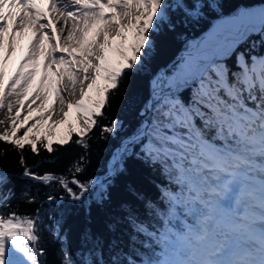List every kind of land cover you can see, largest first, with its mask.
I'll list each match as a JSON object with an SVG mask.
<instances>
[{"label": "snow or ice", "instance_id": "1", "mask_svg": "<svg viewBox=\"0 0 264 264\" xmlns=\"http://www.w3.org/2000/svg\"><path fill=\"white\" fill-rule=\"evenodd\" d=\"M47 4L65 22L69 18L82 22L79 33L74 26L67 37L78 36L80 54L73 45L59 47L48 31L52 21L42 22L46 17L37 0H0V49L9 22L12 25L5 60L13 51L17 31L23 34L31 28L39 33L7 80L0 64V110H6L11 121L0 133V142H8L19 153L24 177L46 188L57 186L66 194H49L50 205L67 198L90 213L92 204L103 205L111 193L96 177L81 179L85 168L79 161L84 157L64 173H38L26 167V146L33 155H39L38 143L49 155L70 144L87 149L111 94L126 73L143 64L154 46V35L215 11L218 5L216 0H47ZM17 8L20 11L14 12ZM88 32L93 33L91 38ZM253 36L264 48V9L222 18L213 25L155 83L140 127L122 145L121 161L141 157L171 185L160 190L163 207L142 201L135 188L129 189L161 227L149 231L136 208L128 204L106 225L110 239L86 229L78 259L65 238L53 264H264V56L238 51ZM41 55L44 75L37 85ZM233 57L235 70L228 63ZM78 82L80 99L66 102L65 91L70 88L68 94L74 95ZM49 95L59 101L62 118L56 123L64 127L41 133L43 116L28 125L33 120L31 105L41 100L43 107ZM29 100V114L20 120ZM65 104L69 111H64ZM118 125V120H112L100 132L112 134ZM125 170L121 163L116 174ZM10 179L0 172V264H48L43 259L47 250L42 233L47 228L48 235L59 241L63 224L53 214L47 217L52 224L45 225L41 208L35 213L3 211L10 199L4 194ZM24 197L29 204L37 203L34 195ZM122 223L130 230L127 247L117 236ZM141 236L152 243L138 245Z\"/></svg>", "mask_w": 264, "mask_h": 264}, {"label": "trees", "instance_id": "2", "mask_svg": "<svg viewBox=\"0 0 264 264\" xmlns=\"http://www.w3.org/2000/svg\"><path fill=\"white\" fill-rule=\"evenodd\" d=\"M216 3L218 7L215 11H207L201 17L177 23L174 30L164 28L159 34L154 35V46L145 57L143 64L137 70L126 73L118 90L111 94L103 117L99 118V124L90 134L87 149L70 144L65 148H57L49 155L38 143L39 155H33L26 146L24 151L26 167L38 173L46 171L57 174L64 173L70 165L79 161V158L83 156V161H79L85 168L81 179L96 177L103 188H107L111 193L110 199L103 205L92 204L90 213L84 207L73 206L67 198L63 201L57 199L54 205H50L47 201L49 194L57 197H66V194L57 186L46 188L38 182L24 177L22 174L24 167L19 163V153L14 151L8 142H0V172L11 178L4 189V194L10 199L8 206L3 211L15 210L20 213H35L37 208H41V214L45 217V225L52 224V221L47 217L53 214L63 224L59 241L48 235L47 228L42 233L44 239L41 243L47 250V255L43 259L48 264H53L55 261L57 247L59 243L65 242V238L76 258H81V234L86 229H91L96 234L103 236L105 241L110 239L111 236L106 230V225L109 221L117 219L128 204H132L136 208L140 219L149 226V231L161 227L152 211L146 210L140 201L135 200L129 189L130 187L135 188L140 193L142 201L152 202L154 205L163 207L160 190L171 185L165 175L158 172L156 167L144 162L141 157L133 155L121 161L119 158L122 145L127 144L140 127L144 119L141 114L151 98L155 83L161 78L160 74L162 77L169 74L173 66L180 60L178 57L185 54L189 46L197 42L220 17L231 16L234 9L264 6V0H216ZM257 40V36H253L248 43L242 44L238 51L244 52L245 55L251 52L260 54L263 48L256 52L252 49V43ZM234 60L235 57L228 62L229 67L233 69ZM171 63L170 67L160 71ZM112 120L119 121L116 131L112 134L104 133L102 135L100 127L105 124L110 125ZM30 123L31 120L28 121V125ZM5 129L0 128V133H3ZM121 163L126 170L117 175L116 168ZM100 190L98 188L94 194L95 199L99 198ZM25 193L36 196L37 203H27L24 197ZM129 231L127 225L122 223L117 233L125 247L128 245L126 233ZM151 243L147 236H141L137 241L138 245Z\"/></svg>", "mask_w": 264, "mask_h": 264}, {"label": "bare ground", "instance_id": "3", "mask_svg": "<svg viewBox=\"0 0 264 264\" xmlns=\"http://www.w3.org/2000/svg\"><path fill=\"white\" fill-rule=\"evenodd\" d=\"M37 6L45 13V18H42V22H48L52 21V28H50L48 31L52 38L57 41L58 45L60 48H66L68 45H73V51L76 52L77 55L80 54V46L78 44V36L76 34L73 35V38L71 40H68V33L70 30L73 29V27H76L77 33H79L80 27H82V22L76 18H69L66 22L62 16H59L58 14H54L53 12L50 11L49 6L47 4V0H37ZM7 10V6H6ZM14 12L20 11V9H13ZM105 13H108L109 10L105 9ZM12 30V25L11 22H9V33H11ZM9 33L5 34V43H4V48L0 49V56L2 59V66L5 71V79L7 80L8 77L12 76L15 71L18 68V65L16 64L17 60H20L22 62L28 55L29 51H27V48L32 46V44L35 42L34 36L39 35V33H34L33 29L28 28L25 29L23 34H21L19 31L16 32L15 34V39L13 40V51L11 52V55L13 56V59L10 62V59L12 58L11 55L7 57L5 60V53L7 52L8 49V39H9ZM21 34L19 37L18 35ZM93 35L92 32L87 33V37L91 38ZM47 46V44H46ZM44 62H45V57H44ZM20 64V63H19ZM53 67H57V65H53ZM78 67V66H77ZM49 76H51V70L48 71L47 73ZM86 87V85H85ZM70 91V88L67 89L64 93L65 95V100L71 101L75 103L80 99V92H79V82L77 83V91L76 93L73 94H68ZM77 94V95H76ZM42 103V102H41ZM45 103V101H44ZM43 103V105H44ZM48 106L46 110L42 111V113H45L48 109H50L53 105H56L55 109V114L52 120L55 122L59 121V117L61 116L60 114V105L59 101L56 97H54L52 100L46 103ZM40 109V108H39ZM37 111V110H36ZM64 111H69L67 109L66 104L64 107ZM40 112V111H39ZM75 115V112L73 110V116ZM54 123V122H53Z\"/></svg>", "mask_w": 264, "mask_h": 264}, {"label": "rangeland", "instance_id": "4", "mask_svg": "<svg viewBox=\"0 0 264 264\" xmlns=\"http://www.w3.org/2000/svg\"><path fill=\"white\" fill-rule=\"evenodd\" d=\"M261 9H264V6H257V7H254V8H249V9H241V10H238L237 11V14L239 13H259L261 11ZM229 17H232V16H224V17H220L219 19H217L213 25H216L218 23H221L222 21V18H229ZM212 25V26H213ZM211 26V27H212ZM209 30V29H208ZM207 30V31H208ZM206 31V32H207ZM205 32V33H206ZM205 33L203 34V36L205 35ZM19 37L21 36V34L18 35ZM202 36V37H203ZM201 37V38H202ZM201 38H199L197 41H199ZM258 40L254 43H252V49H254V51H258L260 49H262L261 45H260V40H259V37L257 36ZM31 50V47L29 46L27 48V51H30ZM1 55V54H0ZM185 55V54H183ZM181 55V57L183 56ZM254 56V57H259V56H264V48H263V52H261L260 54H254L253 52L251 53H247L246 56ZM11 59H10V62L11 60L13 59V56L11 55ZM181 57L179 59H181ZM180 61V60H179ZM178 61V62H179ZM2 62V59H1V56H0V64ZM22 62H20V60H17L16 61V64L19 66ZM39 64H40V67L36 73V77H35V83L38 85L39 84V81L41 79V76L44 75V68H43V64H44V56L41 55L39 56ZM55 66V65H54ZM27 70V69H26ZM160 77H162V75H160ZM77 95V94H76ZM55 96L53 95H49L43 105V107H40L41 105V100H36L35 103H32L31 107L33 109V111L31 112V116L33 117V120H31V123L32 124L34 122V120H40L41 116L44 117L43 120H41V124H42V128H41V133L45 130H48V131H54V130H57L58 128H63L64 126H59L57 125V123L52 120V118L54 117V114H55V109H56V105H53L50 109H48L45 113H42V111L46 110L47 109V105L46 103L49 102L50 100H52ZM15 97H9V100H14ZM28 103H30V100L29 101H26L25 103V108L21 110V116H20V120H23L25 116H27L29 114V109H28ZM40 108V109H39ZM37 110V111H36ZM40 111V112H39ZM12 115H15V108L13 109V113ZM62 118L61 116L59 117V119ZM0 121H4L5 123L3 124H0V128L1 129H5L9 124H10V120L7 118V115H6V110H0ZM19 122V121H17ZM54 122V123H53ZM29 124V125H30ZM118 127V126H117ZM34 134H35V129L33 130Z\"/></svg>", "mask_w": 264, "mask_h": 264}, {"label": "water", "instance_id": "5", "mask_svg": "<svg viewBox=\"0 0 264 264\" xmlns=\"http://www.w3.org/2000/svg\"><path fill=\"white\" fill-rule=\"evenodd\" d=\"M237 11H238V9H235L233 12H232V15L234 16V15H236L237 14ZM172 65V63L170 64V65H168L167 67H165V68H162V70L163 69H167L169 66H171Z\"/></svg>", "mask_w": 264, "mask_h": 264}]
</instances>
